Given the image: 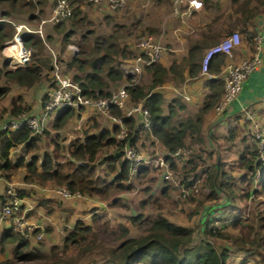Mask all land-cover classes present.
<instances>
[{
	"label": "crops",
	"instance_id": "1",
	"mask_svg": "<svg viewBox=\"0 0 264 264\" xmlns=\"http://www.w3.org/2000/svg\"><path fill=\"white\" fill-rule=\"evenodd\" d=\"M55 1L45 0L42 3L41 0H33L36 6L35 14L37 18H33L30 21L28 20V14L20 13L13 18L11 17L10 22L13 25L24 24L29 28H34L41 20L49 17ZM71 1L75 7L80 9L82 15H86L87 21L91 26L90 28L93 29L95 35H109L116 31L117 41L120 46H127L133 53L135 52L134 42L138 35L144 32L160 35L166 51L159 62L165 67H169L173 61L178 62V81L176 82L169 78L161 85L152 89V91H159L161 93L163 101L161 106L164 109V113L167 112L168 103L175 97H178L184 105L183 108L178 110L180 117L195 116L200 113V110L203 109V111L201 112L199 134L188 136L185 140L184 149H189V154L180 152V154L178 153V157H173L172 153L161 142L152 137L150 131L136 129L139 117L126 118L124 122L130 129H135L140 134L150 135L151 140L144 141V138L140 136L137 142L134 143L144 156H149L153 153L171 154L167 156V159L170 158L175 163V168L171 167L173 169L172 175L173 179L178 182V186L172 185L171 182H164L161 173L159 174L152 167H147L149 172L150 170H154L153 173L148 175L154 182H148L141 189H137L134 182L136 175H134L130 181L126 180L125 182L130 186V189L118 194L120 199L126 200L125 203L137 194L136 199L129 200L137 202L128 203L129 210L125 209L127 206L121 207L123 208L121 210V208H117V205H109L108 201H102L97 197L87 195L65 198L56 192L57 185L48 184L47 186H40L35 183H25L20 171V177L17 179L14 174L10 181L0 175V181H2L0 183V192L3 190L5 192L8 185H13L16 189L28 191L27 196L20 197L22 198L23 206L28 210V215L44 227L43 241L45 239L51 241V244L46 248L47 253L50 252V248L55 246L57 255L63 257L65 264H114L109 259L107 250L119 245L121 239L117 237L118 227L119 225L128 226L126 216L130 212H133L135 205L146 208L141 203L147 198L144 195L147 185L151 187L149 193H146L147 195L150 194L151 198H154V195L157 194L161 198L165 191L169 194L170 190L171 195L172 191L177 192L179 190V186L186 185L194 180L201 169H206L208 174L215 170V179L218 177V180L220 170L227 171L230 179H234L235 186L237 188H244V191L246 187L245 183L241 182V179L243 177L248 178L250 191L246 197V202L250 204L251 200L258 198L259 205L264 207V188L262 187L264 180H261L264 178V173L260 181H255L252 176L253 170L240 167L241 155L248 153L254 147L250 132L251 126L244 121L242 115L243 108L247 106L255 108L261 118L260 120L264 123V0H251L249 5H245L244 0H202V6L198 10H189L190 7L187 0H181L178 2V5H175L172 0H125V5L118 10H111L105 3L94 6L87 4L84 0ZM175 7H177L178 11H175ZM248 8L258 10L256 13L252 11V15H250ZM40 9L42 13L39 12ZM1 10L0 5V21L5 19L1 14ZM44 29L45 36L49 37L50 43L57 42L56 47L58 48L60 35L54 33L52 23L46 22ZM234 30H238L242 34V42L233 49L234 62L238 63L254 53V45L250 44L246 37V35L248 36V34L252 33L250 34L251 36L261 37L260 49L258 51L260 63L256 70L243 82L242 89L237 98L233 100L222 115H217L213 107L221 95V93L217 94V91L222 85L219 72L223 63L218 66L216 57L212 58L209 63L208 73L204 74L201 71V59L207 47L217 43L226 34ZM41 36H44L43 32H41ZM70 45H72L71 42L67 44L64 56L68 55ZM195 47L198 48V52L191 56L186 66L184 59L188 56L189 50ZM50 52V47L46 46V48L44 47L43 54L40 56L49 58L51 57ZM52 59L53 57L50 58V65L52 64ZM129 60L123 59L121 65ZM4 61L6 60L3 58L2 63ZM180 74L183 77L182 79L180 78ZM169 75L171 76L172 74ZM123 77H125V74ZM50 82V69L42 68L41 79L31 88L25 89L24 87L12 85L8 94L10 102L13 100L11 97H14V94L17 93L14 99L18 102L20 97L21 100L19 101L28 109V113L36 115L40 111L43 96L51 87ZM151 82L152 77L144 68L139 83L147 86ZM3 83V80H1L0 86ZM113 83L114 81L110 83V91ZM133 103L134 101L129 98L126 108L131 107ZM122 113H125V111L122 110ZM55 114H52L51 121ZM15 115H12L11 106V112L5 117L0 118V134L3 132V126ZM129 118L132 119L127 120ZM65 124L72 126V133L69 132L66 139H60L61 132L63 131L62 128ZM65 124L59 129L52 128L54 129L52 140L59 135L60 140L58 142L60 146L65 147L73 141L83 140L86 130H88L89 134L97 136L104 131H108L110 136H112L118 130L119 125L116 121L83 107L79 109L75 108L74 114ZM46 128L47 124L44 131L40 133L39 143L44 134L47 133L45 131ZM51 150H53V147ZM104 150L106 152H103ZM116 150L114 146L102 149L94 162L96 175L101 182L113 179L116 173L110 170L109 162L104 159L109 156L118 157ZM63 152L67 154V149ZM47 153L50 154V151H47ZM11 156L14 157L13 154ZM40 159H42V156H40ZM205 165L206 167H204ZM147 170L141 172V176L147 173ZM174 173L178 175H174ZM146 178L147 176H142L141 180ZM207 189L206 197L211 200L210 202H219L221 204H211L210 207L208 206L209 209L205 211L207 212L205 214L204 211L202 213V209L200 208L202 203L197 198L200 195L203 196ZM211 191L209 185L204 182L200 187L199 195H195L197 196L196 198H194L195 196L189 197L190 199L178 198V201H175L176 207L174 208H176V213L172 216L173 218L170 216L172 213L171 209L168 210L167 207L161 206L158 208L171 222L196 228L198 232L204 228L206 223H213L212 221L215 219L224 218L226 220L225 223L229 222L231 217L229 210L234 207L241 210L242 202L245 201V198H242L238 194L239 198L230 197L229 199L228 195L221 191H217L215 196L209 197L208 195ZM239 192L240 190L237 191V193ZM250 193L255 194L254 199L248 198ZM175 200H177L176 197ZM212 205L216 208V211L221 212L220 215H213L215 212L211 213ZM255 209L259 211L257 207ZM119 211H124L125 213H120ZM182 211L188 214V218L186 217L185 220L182 217L178 218V212ZM194 211L200 212L199 219L197 215H193ZM239 214L236 219H238ZM142 216H144L143 212ZM146 217L144 216L143 220ZM194 218L198 219H196V224H192ZM175 219H178V222ZM78 221H80L77 228L78 241H66L65 237L71 230L76 228ZM8 227L7 223H4L0 227V236ZM87 227L90 229L87 230ZM128 228V234L135 236L132 234L131 228L129 226ZM230 228L228 229L230 230ZM115 229L117 235H112L111 232ZM108 230L109 233H107ZM231 231L236 232L237 230L233 229ZM143 234L144 232H141L138 236ZM217 241L218 244L229 247L230 257L226 264H253L255 262L259 264L260 259L264 261V256L252 255L248 248H238L229 242ZM36 244L34 238L29 240L30 246ZM135 264L143 263L139 261Z\"/></svg>",
	"mask_w": 264,
	"mask_h": 264
},
{
	"label": "trees",
	"instance_id": "2",
	"mask_svg": "<svg viewBox=\"0 0 264 264\" xmlns=\"http://www.w3.org/2000/svg\"><path fill=\"white\" fill-rule=\"evenodd\" d=\"M41 1L45 2V0ZM70 2L72 3L71 0ZM244 4L248 5V1L244 0ZM0 5L1 14L5 17L0 21L1 47L5 41L12 38L15 32L14 25L9 20L11 17L26 13L28 20L31 21V19L37 18V15L33 0H0ZM39 12L42 13L41 9ZM251 13L252 11L249 14L252 15ZM67 20L70 21V24L66 23ZM67 20L52 24L54 33L60 35L58 53L65 57L63 60L65 71L72 74L73 80L79 84L84 95L107 96L110 93V83L124 75L120 65L123 59L131 60L132 50H129L127 46H120L116 31L109 35H95L86 15H82L78 7H73L72 14ZM77 27L87 28L78 36V43H80L78 53L64 56L67 44L76 37ZM21 37L24 45L34 51L30 61L24 65L12 67L6 61L3 62V67L0 68V81L3 80L4 83L0 86V98L9 94L12 85L25 89L31 88L41 79L42 68L48 70L51 68L50 58L40 56L44 52L45 37L43 38L38 32L26 30L22 31ZM46 39L49 40V37L46 36ZM197 52L198 48L196 47L189 50L188 56L184 59L186 66L191 56ZM214 57H216L218 66L224 62L223 54H217ZM145 69L150 73L152 82L147 86L141 83L128 86L130 98L134 102L143 101L144 107L150 112V134L161 142L170 153H174L184 146L188 136L199 134L203 109L195 116L180 117L178 110L184 105L178 97H175L168 103L167 112L164 113L161 106L162 95L159 91H152V89L169 78L178 81V62L173 61L169 67L163 66L159 61L153 62ZM180 78H183L181 74ZM221 91L222 85L217 94L222 93ZM19 100H21L20 97L18 102L13 99L10 103L12 115L25 110L28 112V109ZM110 111L115 115H123L122 110L116 107H112ZM55 113L51 127L59 129L74 114V109L66 107ZM140 136L144 138V141L151 140L149 134L132 131L127 141L129 144H134ZM58 140L59 135L52 140L54 149L49 154L40 151V134H33L26 125L15 130L3 131L0 134V175L10 181L12 176L20 171L25 183H35L40 186L48 184L64 186L71 193L79 192L90 197H97L102 201H108L111 206L120 204L121 199L118 194L130 189V186L125 182L131 165L128 160L120 159V152L125 141H117L114 135L110 136L108 131L97 136L89 134L88 130L84 132L83 140L73 141L66 147L60 146ZM113 146L117 149L118 157L109 156L104 159L109 162L110 170L116 173L113 179L101 182L96 175L94 162L102 149ZM16 148H20L22 151L16 154ZM65 149H67L68 155L63 152ZM12 154L14 157L11 156ZM255 157L256 150L253 147L248 153L241 155L240 167L254 171L255 165H257ZM167 160L170 167L175 168L174 161L170 158ZM147 167L150 166L143 164L138 167L135 178L141 176V172L146 171ZM215 176L216 171L214 170L206 178V184L212 190L209 197H213L217 191H221L228 195L229 199L230 197L239 198L237 191L242 189L244 192V188L239 189L234 182L230 181L227 171L220 170L219 180L218 177L215 179ZM163 181L169 182L164 179ZM148 182H151V178L148 179ZM241 182L250 184L248 178L245 177L241 179ZM262 187L264 188V181ZM150 189V185H147L146 193H149ZM17 190L19 196L28 195V191L25 189ZM247 195L248 192L241 196L246 198ZM150 198L151 195L148 194L141 205L146 206ZM5 199L8 198L4 195L3 190L0 192V200L5 201ZM249 213L252 215L251 223L248 222L249 219L240 221L236 218L225 223L224 218H219L213 220V223H206L204 228L198 232L196 228L171 222L158 208L152 218L146 217L143 220L146 224L143 235H130L127 225H119L117 237L121 241L118 246L107 250L109 259L114 264H135L139 261L143 264H226L230 257L229 247L218 244L217 240L229 242L238 248H248L252 255L260 256L264 253V211L251 210ZM131 219L132 222H137L134 217ZM217 222H221L218 227L216 226ZM79 224L80 221L77 222L76 228L68 233L65 237L66 241H78L77 228ZM89 229L87 227V230ZM233 229L237 231L232 232ZM42 241L43 239L36 241L37 245L38 242L41 245ZM8 242L14 243L11 256L0 264L20 262L65 264L63 257L57 255L55 246L50 248L49 253L44 254L36 246L29 247V241L19 236L11 227L6 228L0 236L2 249ZM262 262L263 259H260L259 264Z\"/></svg>",
	"mask_w": 264,
	"mask_h": 264
},
{
	"label": "built area",
	"instance_id": "3",
	"mask_svg": "<svg viewBox=\"0 0 264 264\" xmlns=\"http://www.w3.org/2000/svg\"><path fill=\"white\" fill-rule=\"evenodd\" d=\"M87 4L100 5L105 3L111 10L121 9L125 5V0H84ZM181 0H172L177 5ZM189 10H198L202 6V0H187ZM74 5L70 0H57L48 18L40 21V29L35 30L41 35V27L46 22L52 24L67 20L73 10ZM178 11L177 7L174 8ZM15 32L11 39L5 41L0 47L4 59L12 67L21 66L28 63L31 59V49L24 45L22 40V31H33L24 24H14ZM250 44L254 45V53L240 62L235 63L233 60V49L242 42V34L238 30H234L226 34L220 41L209 46L203 52L201 59V71L208 73V67L211 59L217 54L224 55V62L219 72L222 80V93L216 102L214 111L217 115H222L229 105L235 100L242 89L245 79L258 67L260 57L258 51L260 49L261 37L246 35ZM71 46L69 48L71 49ZM135 52L131 60L120 65L124 71L125 77L118 78L114 81L111 91L107 96H86L82 93V89L72 78L69 72H66L60 66L56 59L53 60L51 69V87L46 91L41 100L40 111L36 115L28 112H21L11 118L8 123L3 126V131L15 130L22 125H26L34 134H40L44 131L46 124L50 120L53 113L60 109L70 107L79 109L81 107L88 108L97 113L116 121L118 130L114 134L117 141H125L120 152V159L130 162V170L127 180L136 174L138 167L148 164L150 167L159 171L163 178L178 186V182L173 179L172 169L167 161V154L153 153L144 156L143 153L134 144H129L127 138L132 131L124 121L128 117H139L136 129L150 131L151 117L149 110L144 107L143 101L134 102L131 107L126 108V103L130 98L127 87L133 86L140 82L141 74L144 68L153 62L161 60L166 49L161 43L160 35L150 32H144L137 36L134 43ZM123 80V81H122ZM116 107L125 111L123 115H115L111 113V108ZM244 121L251 126V138L256 150L253 179L260 181L264 171V123L260 120L259 114L255 108L245 107L242 110ZM124 122V123H123ZM182 152L189 154V149L179 148L172 153L175 157ZM179 153V154H178ZM206 167V165L204 166ZM208 176L206 169L199 170L196 178L186 185L179 186V197L188 199L199 193L200 187L204 179ZM56 192L65 198L81 197L83 194L79 192L71 193L64 186H58ZM4 195L8 198L5 201L0 200V227L7 223L19 236L25 240L31 238L40 241L43 239L44 227L36 222V220L28 216V210L23 206L22 198L19 196L17 189L13 185H8ZM248 198L254 199L255 194L250 193ZM218 227V223H216Z\"/></svg>",
	"mask_w": 264,
	"mask_h": 264
},
{
	"label": "rangeland",
	"instance_id": "4",
	"mask_svg": "<svg viewBox=\"0 0 264 264\" xmlns=\"http://www.w3.org/2000/svg\"><path fill=\"white\" fill-rule=\"evenodd\" d=\"M248 1V5H249V3H250V1L251 0H247ZM177 5H178V3H177ZM248 10H249V13L251 12V11H253V12H257V10L258 9H249L248 8ZM14 17V16H13ZM12 17V18H13ZM10 20V19H9ZM66 23H68V24H70V21L69 20H67L66 21ZM39 25V24H38ZM35 26L34 28H33V31H35L36 29H37V27H38V29H40V27L39 26ZM85 29H87V28H82V27H77L76 28V37L75 38H73V40L71 41V43H72V46H71V49H70V51H69V53H68V55H66V56H72V55H74V54H76V53H78V47H79V45H80V43H78V36L80 35V34H82L83 33V31L85 30ZM41 31L43 32V34H44V36H45V29H44V24L42 25V27H41ZM44 36H43V38H44ZM135 37V36H134ZM91 38H93V37H91ZM136 40V39H135ZM51 41L50 40H47L46 39V36H45V42H44V47L46 48V46H49L50 47V49H51V52H50V56L51 57H49V58H52L53 57V59H52V63H53V60L54 59H56V62L60 65V66H62L63 67V69H64V58L62 57V56H60L59 55V53H58V50H59V42H58V48L56 47L57 46V42H55V43H50ZM135 43V42H134ZM161 43H162V41H161ZM163 44V43H162ZM164 45V44H163ZM31 49V52L33 53V49L32 48H30ZM3 54L1 53V50H0V67H3V63H2V60H3ZM51 68H52V64H51ZM50 68V69H51ZM65 70V69H64ZM72 75V74H71ZM50 81H51V70H50ZM16 94L17 93H15L14 94V97L12 96L11 98L12 99H14V98H16ZM11 102H10V98H9V95L7 94V95H5V96H3V97H1L0 98V118H3V117H5L6 115H8L9 114V112H11V104H10ZM16 116V115H15ZM13 118V117H12ZM11 119V118H10ZM9 119V120H10ZM9 122V121H8ZM7 122V123H8ZM51 123H52V121L50 120V121H48V123H47V128H46V130L45 131H47V133L46 134H44V136L42 137V140H41V142L39 143V147H40V151H50V153H52L53 152V150H51V148L53 147V149H54V146L52 145V142H51V140H52V137H53V130L54 129H52V127H51ZM65 124V123H64ZM72 126H69L68 124L66 125H64V127L62 128L63 129V131L61 132V138L60 139H66V137L68 136V133L69 132H71L72 133ZM71 129V130H70ZM70 130V131H69ZM56 137H54V139H55ZM59 139V140H60ZM185 146H183V147H181V148H184ZM111 150V149H110ZM22 150L20 149V148H17V150L15 151V153L16 154H19L20 152H21ZM103 152H106L105 150L103 151ZM173 170V169H172ZM154 172V170H150V172L149 171H147V173H145L144 175H142V176H147V178L146 179H144V180H141V177L142 176H138L137 178H136V180L134 181L135 182V184H136V186H137V189H141V187L142 186H145V184H147L148 183V179L150 178V177H148V175L149 174H151V173H153ZM173 172V171H172ZM158 173L160 174V172L158 171ZM174 175H178L177 173H174ZM17 179L20 177V173L19 172H17V173H15V175H14ZM230 181L231 182H234V179L233 178H231L230 179ZM2 181H0V183H1ZM151 182H154V181H152L151 180ZM204 182H206L205 181V179H204V181H203V183ZM155 185V184H154ZM170 185H171V183H170ZM239 186V185H238ZM240 186H241V183H240ZM245 187H246V189H245V191L244 192H242V189H241V187H239V189H241V191L239 192V193H237V194H239V196H241L242 194H245L246 192H249L250 191V187H249V184L246 182L245 183ZM134 189V188H133ZM207 192H208V189H207V191L204 193V195L203 196H201L200 195V197L199 198H197V200H199V202H201L202 204L200 205V208L202 209V213H203V211H204V213L206 214L207 212H205V211H207L208 209H209V207L211 206V204H221V203H211L210 201L211 200H209V198H207L206 197V195H207ZM145 196H147V194L145 193L144 194ZM199 195V194H198ZM197 195V196H198ZM197 196H195L194 198H196ZM175 197H176V199L177 200H175ZM137 198V194L135 195V196H132L129 200H133V199H136ZM154 198H156V199H154ZM154 198L152 197V198H150L149 199V202H147V206H145L146 208H141V206L140 207H138L137 205H135V208L133 209V212L131 213L130 212V214L128 215V216H130L129 218H128V216H126V222L128 223V226L131 228V231H132V234H134L135 236H138L141 232H143V229L145 228V226H146V224L145 223H142L143 222V218H144V216H147V217H152L153 215H154V213H155V210L158 208V206L160 207H167L168 208V210H172V213L170 214V216L172 217L175 213H176V208H174V207H176V203H175V201H178V198H180L179 197V193H178V191L177 192H174V191H172L171 192V195H170V190H169V194H168V192L167 191H165L164 193H163V196L160 198V197H158V195L156 194V195H154ZM128 199V198H127ZM181 199V198H180ZM222 199V198H221ZM128 200V202L127 203H125L126 202V200H122L121 199V202H120V204H118L117 205V208H121V207H123V206H127V207H125V209H127V210H129V204H132V203H137V202H132V201H129ZM157 200V201H156ZM258 198H256V199H254V200H251V202H250V204H248L247 202H246V198H245V201H243L242 203H243V205H242V208H241V210H239L238 208H236V207H234V208H231L230 210H229V212H230V214H231V217H230V220L229 221H231V220H233V219H235L236 217H237V215H238V213H240L239 214V219H237V220H240V221H243V219L244 220H246V219H249V223H251V219H252V215H250V211L251 210H254L256 207L259 209V211H264V207H261L260 205H259V203H258ZM129 203V204H128ZM203 203H204V205H203ZM230 204V203H229ZM209 206V207H208ZM206 207V208H205ZM123 208H121V210H122ZM255 211H256V209H255ZM120 213H125L124 211H119ZM142 212H143V215L144 216H142ZM212 212H215V213H213V215H215V214H217V215H220V211H216V208L212 205V210H211V213ZM132 214V215H131ZM200 214V212L198 213V211H194L193 212V215H197L198 216V219H199V215ZM141 216V217H140ZM131 217H134L135 218V220L137 221V222H134V223H132V219H130ZM180 217H182V219L183 220H185L186 219V217L188 218V214H187V212H184V211H182V212H178V218H180ZM173 218V217H172ZM197 218H194L193 220H192V224L193 223H197V220H196ZM177 222H178V219H175ZM196 221V222H195ZM117 226V225H116ZM115 226V227H116ZM115 232V233H114ZM107 233H109V230L107 231ZM112 235H117V232H116V229L115 230H112ZM114 233V234H113ZM114 239H115V237H113ZM36 240V239H35ZM216 242H218V241H216ZM45 244V245H44ZM49 244H51V241L48 239H45L44 241H42V244L40 245L39 244V242H38V245L36 244V245H34V246H36V248H39L40 250H43L42 252H44V254L45 253H47V250H46V248H48L47 246H49ZM13 246H14V243H12V242H8V243H6V245L3 247V249H2V247H1V245H0V262H2V261H4V260H6V259H8L10 256H11V250H12V248H13ZM46 246V247H45ZM29 247H31L30 245H29ZM87 255V254H86ZM262 256H264V253H263V255ZM17 264H34V263H32V262H20V263H17ZM80 264V263H79ZM253 264H257L256 262L255 263H253ZM262 264H264V261L262 262Z\"/></svg>",
	"mask_w": 264,
	"mask_h": 264
},
{
	"label": "clouds",
	"instance_id": "5",
	"mask_svg": "<svg viewBox=\"0 0 264 264\" xmlns=\"http://www.w3.org/2000/svg\"><path fill=\"white\" fill-rule=\"evenodd\" d=\"M254 148H255V146H254ZM253 173V172H252ZM263 173H264V171H263Z\"/></svg>",
	"mask_w": 264,
	"mask_h": 264
}]
</instances>
